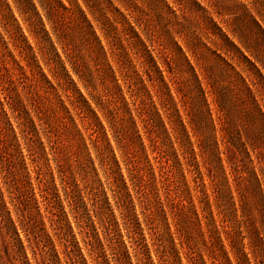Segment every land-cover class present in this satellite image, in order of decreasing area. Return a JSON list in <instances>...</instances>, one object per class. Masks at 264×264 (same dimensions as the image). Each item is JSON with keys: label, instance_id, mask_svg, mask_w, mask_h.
Here are the masks:
<instances>
[{"label": "rangeland", "instance_id": "374dc122", "mask_svg": "<svg viewBox=\"0 0 264 264\" xmlns=\"http://www.w3.org/2000/svg\"><path fill=\"white\" fill-rule=\"evenodd\" d=\"M109 1L117 10L111 24L103 6L95 22L76 0L96 42L68 15L57 39L32 0L48 33L36 37L12 0H0L1 261L226 264L225 253L234 264L228 236L255 233L262 209L252 181L235 179L243 157L225 135L244 141L252 128L250 158L261 179L264 81L256 84L257 138L241 84L216 56L211 21L249 57L231 30L242 35L264 63L249 19L264 29L256 14L264 19V8L248 0H195L204 11L192 0ZM220 86L234 91L225 118L210 94Z\"/></svg>", "mask_w": 264, "mask_h": 264}, {"label": "trees", "instance_id": "16d2710c", "mask_svg": "<svg viewBox=\"0 0 264 264\" xmlns=\"http://www.w3.org/2000/svg\"><path fill=\"white\" fill-rule=\"evenodd\" d=\"M42 13V18L46 20V22L50 25L52 29L53 35L59 39V26L60 24L65 21L66 16H70V20H72L73 23L79 24V26H83L84 28H87L88 31H90L91 37L94 39V41L98 42L97 38L94 35V31L92 30V26L89 23V21L86 19L85 12L82 11L77 3L76 0H67L68 6H65L61 0H36ZM83 5L86 7L87 11H89V14L92 15V18L95 22H99L100 19H98L94 13L95 8L103 6L101 9L107 10L110 13L111 18H105L106 22H109L110 24L115 22L116 19V13L117 10H112L110 8V1L109 0H81ZM191 1V0H190ZM249 4L260 5L261 8H264V0H248ZM16 12L21 17L22 21L27 25L29 28V31L33 34H35L36 37H48L47 30L45 29V24L42 21V18L39 14V11L36 9L34 2L32 0H12ZM193 4L196 6L197 10L204 11V9L200 6L198 2L195 0H192ZM254 6V7H255ZM106 13V12H105ZM256 14L259 16L262 23H264V19L261 13L256 9ZM251 20V23L253 25V28L256 30V33L253 36V40L255 41V44L257 42V45L260 44L261 47H263L264 42V29L261 27V24L257 19H255V16L252 15V17L249 18ZM62 22V23H61ZM211 25L216 30L215 35V47L219 51V53L216 54V56L222 60L232 70L234 73V76L237 77L238 82L241 84V91H239V94L244 93L246 96V100L243 98H239L240 102L243 103V105H246V103L250 104V107L248 109H244V118L246 121L251 123V127L254 126V131L257 133L258 138V130H259V120L263 122V117L260 113V106H259V99L256 97L257 88L256 84H261V81H264V78L262 76V69L264 70V63L262 62V56H260L257 52L252 50L247 43L242 38V35L236 34L235 30H231L232 37H234L239 43L242 44L244 50L249 53V57H247L239 48L238 45H236L228 36L223 32L222 29L217 27L213 21H211ZM100 28L104 31L103 33L106 35L109 34L108 29L104 26V24H99ZM224 56V58H223ZM251 57V58H250ZM237 59V60H236ZM236 60V61H235ZM229 61H234L236 67L239 68V70H236V67L229 63ZM191 69V76L193 77V80L195 84L197 85L198 93L200 95V98L202 101H205L204 98V90L201 85L200 79H198V76L195 74V69L192 66H189ZM244 76H243V75ZM253 87V88H252ZM212 88V85H211ZM233 90L231 88L226 87H216L210 91V94L214 95L215 101L217 103V106L219 108V112L222 114V117L225 118L227 115V105L230 103V94H233ZM258 94V93H257ZM241 96V95H240ZM239 96V97H240ZM206 103V102H205ZM209 116V112H206ZM260 118V119H259ZM264 126V123H263ZM180 129L184 133V129ZM252 130L249 129L250 132ZM248 131L243 130V138L244 141H241V135L238 134V136H232L231 134L226 133L225 139L228 143H230L233 147L239 151V154L243 157V161L241 165H236V167L232 168V173L234 174V177L236 180L240 181H252L253 187L252 190L255 192V188L258 192L259 202L261 204V214L259 213V228L256 230V235L253 233L252 229H244L243 231H233V236L229 235V247L230 251L233 255V258L235 260L234 264H250V259L247 256V253L243 251L244 245L242 244L244 240H247V243H245V246L249 250V254L252 256L253 264H264V258L261 259L259 256V253L256 251L255 246L253 245V234L256 238L257 243L260 242V244H264V194L261 189V187L264 185V168H260L259 174L261 176V179L257 175L255 171V165L253 164V160L250 158V152L255 149L254 145L249 141L250 135L247 133ZM186 136V135H185ZM224 138V137H223ZM223 170V169H222ZM254 188V189H253ZM242 208V207H241ZM195 218L197 222L201 223V220H199V217L197 215V212L194 211ZM206 219L207 217L204 216ZM15 238L17 239V233L13 232ZM244 234V235H243ZM253 243V244H252ZM264 251V250H263ZM225 255V262L226 264H232V261L228 258V256ZM216 258V257H214ZM2 258L0 256V262L1 264H6L1 261Z\"/></svg>", "mask_w": 264, "mask_h": 264}]
</instances>
